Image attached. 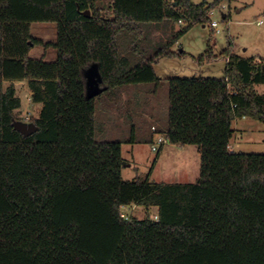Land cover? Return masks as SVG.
Listing matches in <instances>:
<instances>
[{"label":"trees","instance_id":"obj_1","mask_svg":"<svg viewBox=\"0 0 264 264\" xmlns=\"http://www.w3.org/2000/svg\"><path fill=\"white\" fill-rule=\"evenodd\" d=\"M223 1L111 0L102 11L95 0H0V264H264V154L229 150L233 120L264 125V59L209 46L194 59H223L221 79L167 80L165 139L197 148L192 184L123 180L121 143L95 139L100 95L85 94L94 63L112 99L123 85L157 83L154 65L178 54L150 41L154 27L182 21L181 36ZM31 23H55L56 41L32 37ZM36 46L56 60L30 58ZM15 82L41 105L27 137L12 125ZM129 206L146 216L122 218Z\"/></svg>","mask_w":264,"mask_h":264},{"label":"rangeland","instance_id":"obj_2","mask_svg":"<svg viewBox=\"0 0 264 264\" xmlns=\"http://www.w3.org/2000/svg\"><path fill=\"white\" fill-rule=\"evenodd\" d=\"M191 1L199 4L202 0ZM213 1L207 0V3ZM95 2L102 11H107L111 4V0ZM224 15H228L227 20L223 19ZM259 20L263 24L259 25ZM210 21L217 22L218 33L210 27ZM33 26L37 25L32 24ZM185 27L184 23L168 22L154 27L150 41L156 47L170 44V51L178 54L174 58H161L154 65V72L159 78L157 83L123 85L115 91L113 99L108 92H104L96 100L95 139L98 142L121 143L122 158L127 161V165H131L130 168H122L121 176L125 181L136 178L163 184L195 183L200 174V155L196 147L190 145L180 148L169 143L157 145L158 137L165 138L168 130L167 80L193 77L221 79L223 59L217 58L210 63L204 61L202 65L194 59L204 55L209 46L216 57L229 43L234 45L235 53L241 57H264V0H225L215 7L209 20L193 24L185 34L179 36V32ZM34 29L35 27L31 29L34 36L56 40V34L52 38L50 33L37 34ZM35 53L33 50L29 57L32 58ZM8 84L5 82L4 87ZM16 89L17 96L22 101L21 108L15 112L16 120L31 123L39 114L40 104L31 102L25 83L17 84ZM256 90L262 93L264 86H257ZM237 125L239 129L230 140L233 151L264 154V125L251 119H236L233 124L235 130ZM152 144L156 145L157 151H152ZM148 211L149 217L155 220L156 209ZM122 212L128 218L143 219L146 216L143 207H123Z\"/></svg>","mask_w":264,"mask_h":264},{"label":"crops","instance_id":"obj_3","mask_svg":"<svg viewBox=\"0 0 264 264\" xmlns=\"http://www.w3.org/2000/svg\"><path fill=\"white\" fill-rule=\"evenodd\" d=\"M229 1H232V0H229ZM193 4H195L193 1H191ZM238 12H240V11H238ZM228 16V15H227ZM259 21H261V20H259ZM32 24H36L37 26H33L32 27ZM261 24H263V23H261ZM261 24H259V25H261ZM35 27V31H36V33L37 34H44V33H50V36L53 38V36H54V34H56V24L55 23H51V24H47V23H31L30 24V34H31V36L32 37H34V38H36V39H38V40H40V41H42L43 43H48V42H50V43H53V42H55V41H53V39H50V40H47V39H41L40 37H36V36H34L33 35V33L31 32L32 30V28H34ZM231 46H232V53L233 54H235V55H237V56H239L238 54H236L235 53V51H234V45L231 43ZM33 50L34 51H36V53H35V55L32 57V59H36V60H42V61H44V62H54L55 60H56V57H57V52H56V50L55 49H53V48H48V49H44L42 46H36V47H34V48H32L30 51H29V53H28V56H32V54H33ZM244 51L246 52L247 51V49H244ZM259 57L261 56V55H258ZM241 57V56H240ZM263 59H264V57H263ZM224 67H225V61H224ZM22 83H25L26 84V82H15L14 83V85H15V89H16V85L17 84H22ZM27 92H28V96L29 97H31V92L29 91V89L27 88ZM17 89H16V95H17ZM19 97V96H18ZM20 98V97H19ZM21 100V99H20ZM21 105H22V101H21ZM37 105V104H36ZM40 108H41V105H40ZM110 111H111V108H110ZM236 120V119H235ZM235 120H233L232 121V125H231V128H232V131H233V133H232V136L234 135V132L235 131H238V127H239V125H237V128H236V130H235V128H233V124H234V121ZM238 120V119H237ZM239 120H248V118H241V119H239ZM241 123H243V122H241ZM241 125V124H240ZM153 139L151 138V141H152ZM170 145H172V144H170ZM172 146H174V147H180V148H183L184 146H179V145H172ZM130 149L133 151V148L132 147H130ZM229 150L231 151V152H234L233 151V149H232V147H231V145H229ZM196 151L198 152V150H197V148H196ZM127 167H131V165H126ZM131 206H129V208H130ZM132 207H134V206H132ZM137 207V206H136Z\"/></svg>","mask_w":264,"mask_h":264},{"label":"water","instance_id":"obj_4","mask_svg":"<svg viewBox=\"0 0 264 264\" xmlns=\"http://www.w3.org/2000/svg\"><path fill=\"white\" fill-rule=\"evenodd\" d=\"M83 14L86 17L90 16V12L88 10L84 11ZM83 77L85 80V94L88 99L97 97L106 91L107 88L102 86V78L97 64H91L88 68H86L83 71ZM12 125L16 131L20 132L25 137L30 136L37 130L33 123L14 121Z\"/></svg>","mask_w":264,"mask_h":264},{"label":"built area","instance_id":"obj_5","mask_svg":"<svg viewBox=\"0 0 264 264\" xmlns=\"http://www.w3.org/2000/svg\"><path fill=\"white\" fill-rule=\"evenodd\" d=\"M214 9L215 8H211V9L208 10V12H207L208 18L213 15ZM179 23H182V21H179ZM261 23H262V21H258V24H261ZM209 24H210V27L211 28H213V29L216 30V33L219 32V30H217V27H218L217 22L210 21ZM165 143H168L165 138L158 137V139H157V145H163ZM151 149H152V151H157L156 145L152 144ZM121 217L124 218V219H127V216L122 212V210H121ZM154 219L157 220V215L156 214L154 215Z\"/></svg>","mask_w":264,"mask_h":264}]
</instances>
